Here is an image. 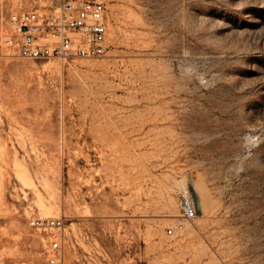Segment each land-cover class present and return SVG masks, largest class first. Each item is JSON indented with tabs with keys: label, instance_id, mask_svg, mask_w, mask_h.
Masks as SVG:
<instances>
[{
	"label": "rangeland",
	"instance_id": "1",
	"mask_svg": "<svg viewBox=\"0 0 264 264\" xmlns=\"http://www.w3.org/2000/svg\"><path fill=\"white\" fill-rule=\"evenodd\" d=\"M58 1L0 0V264H48L34 217L65 264H264V0H106L103 56L15 55Z\"/></svg>",
	"mask_w": 264,
	"mask_h": 264
},
{
	"label": "built area",
	"instance_id": "2",
	"mask_svg": "<svg viewBox=\"0 0 264 264\" xmlns=\"http://www.w3.org/2000/svg\"><path fill=\"white\" fill-rule=\"evenodd\" d=\"M109 36V10L106 0H59L47 10L30 9L15 12L10 17V32L4 44L17 56L29 59H49L78 56H103ZM197 215L195 205L184 208L169 235L182 231L185 220ZM30 225L51 232L47 243L48 264H65V240L58 233L65 226L62 218L34 217ZM57 230V231H56Z\"/></svg>",
	"mask_w": 264,
	"mask_h": 264
}]
</instances>
